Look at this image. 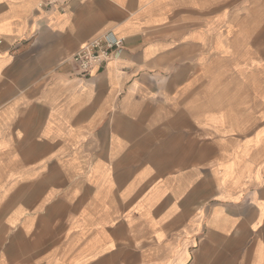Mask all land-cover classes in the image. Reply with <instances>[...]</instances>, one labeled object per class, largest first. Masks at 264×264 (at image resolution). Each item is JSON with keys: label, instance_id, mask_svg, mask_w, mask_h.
<instances>
[{"label": "crops", "instance_id": "crops-1", "mask_svg": "<svg viewBox=\"0 0 264 264\" xmlns=\"http://www.w3.org/2000/svg\"><path fill=\"white\" fill-rule=\"evenodd\" d=\"M0 264H264V0H0Z\"/></svg>", "mask_w": 264, "mask_h": 264}, {"label": "built area", "instance_id": "built-area-1", "mask_svg": "<svg viewBox=\"0 0 264 264\" xmlns=\"http://www.w3.org/2000/svg\"><path fill=\"white\" fill-rule=\"evenodd\" d=\"M50 5L51 3L46 7ZM122 50L123 41L121 39L105 34L82 45L72 54L69 61L76 65L82 77H88L95 68L105 65L118 56Z\"/></svg>", "mask_w": 264, "mask_h": 264}]
</instances>
